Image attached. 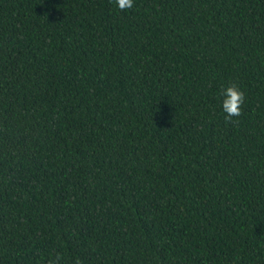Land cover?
<instances>
[{
	"label": "trees",
	"instance_id": "obj_1",
	"mask_svg": "<svg viewBox=\"0 0 264 264\" xmlns=\"http://www.w3.org/2000/svg\"><path fill=\"white\" fill-rule=\"evenodd\" d=\"M57 256L264 264V0H0V264Z\"/></svg>",
	"mask_w": 264,
	"mask_h": 264
},
{
	"label": "clouds",
	"instance_id": "obj_2",
	"mask_svg": "<svg viewBox=\"0 0 264 264\" xmlns=\"http://www.w3.org/2000/svg\"><path fill=\"white\" fill-rule=\"evenodd\" d=\"M115 3L122 11L133 7V0H115ZM221 96L223 97L222 109L226 114L225 122L234 123V118L242 115V105L244 104L245 94L233 83L222 89ZM59 259L60 257L57 256L54 260H50L49 264H59ZM75 264H81V261L76 259Z\"/></svg>",
	"mask_w": 264,
	"mask_h": 264
}]
</instances>
